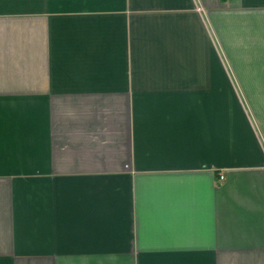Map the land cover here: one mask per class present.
Here are the masks:
<instances>
[{"label":"crops","instance_id":"1","mask_svg":"<svg viewBox=\"0 0 264 264\" xmlns=\"http://www.w3.org/2000/svg\"><path fill=\"white\" fill-rule=\"evenodd\" d=\"M0 264H264V0H0Z\"/></svg>","mask_w":264,"mask_h":264}]
</instances>
